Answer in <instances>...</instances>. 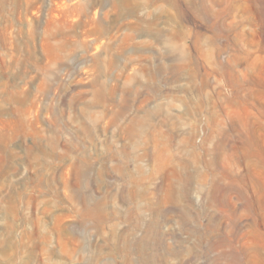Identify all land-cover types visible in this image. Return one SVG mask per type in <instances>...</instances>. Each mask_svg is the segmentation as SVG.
Masks as SVG:
<instances>
[{
	"label": "rangeland",
	"instance_id": "374dc122",
	"mask_svg": "<svg viewBox=\"0 0 264 264\" xmlns=\"http://www.w3.org/2000/svg\"><path fill=\"white\" fill-rule=\"evenodd\" d=\"M0 264H264V0H0Z\"/></svg>",
	"mask_w": 264,
	"mask_h": 264
}]
</instances>
